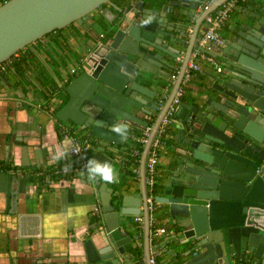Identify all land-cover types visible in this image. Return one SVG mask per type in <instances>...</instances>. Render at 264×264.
<instances>
[{"label":"water","instance_id":"1","mask_svg":"<svg viewBox=\"0 0 264 264\" xmlns=\"http://www.w3.org/2000/svg\"><path fill=\"white\" fill-rule=\"evenodd\" d=\"M226 1L206 7V0H143L127 6L113 0H6L0 5V65L71 25L75 35L86 34L74 51L83 59L79 73L66 86L57 83L66 103L54 118L90 136L94 159L112 164L109 153L117 154L133 138L129 133L121 141L110 133L114 122L127 121L134 132L150 128L138 162L139 193L113 195L106 184L96 183L95 233L79 241L71 264H139L133 262V239L121 226L126 217L140 215L143 264H151L149 200L170 218L167 242L186 248L172 252V264H264V0H248L222 44L209 51L200 46L203 21ZM102 30L107 36L100 40ZM194 50L222 71L205 73L208 82L192 104L175 108L167 164L150 193L146 160ZM5 73L0 80L10 87ZM27 155L23 146V168L30 166ZM35 160L37 168L43 166L40 156ZM23 179L22 173L0 170L6 213H13L19 188L14 184ZM8 264L70 263L43 255L22 263L11 258Z\"/></svg>","mask_w":264,"mask_h":264},{"label":"crops","instance_id":"2","mask_svg":"<svg viewBox=\"0 0 264 264\" xmlns=\"http://www.w3.org/2000/svg\"><path fill=\"white\" fill-rule=\"evenodd\" d=\"M140 1L143 0H132L130 4ZM1 2L2 0H0V5ZM115 3L118 6L127 5L120 0H116ZM244 4L239 5L230 14L219 31L222 38L229 26L234 24ZM72 32H77L76 28L75 31L66 28L62 33L63 37L67 36L71 47L55 48L45 40L44 45L36 46L38 55L28 60L34 66L28 72L30 74L27 73L18 78L16 75L9 74L6 75V79L10 83V87L4 82L0 84V162H7L8 165L15 167L16 173H22L25 176V179L14 184L15 188L19 187L18 197L10 211L15 213L17 210V214L5 212L6 198L0 194V264H8L11 258H16L19 263H22L43 255L53 256L58 258L59 262L71 264L73 257L80 252L78 251L79 241L92 238L95 233L94 225L97 218L94 216V208H100L96 183H105L83 179L81 175L77 174L74 177L68 176L59 182L48 178V171L55 168L63 159H72L69 154L72 137L66 134L72 127L68 124L62 126L63 139L58 141L55 132L56 120L51 113L56 104L48 107L54 98L58 97L57 100L60 101L59 95H61L54 89L51 81L55 84L59 82L61 74L69 65H72V60L77 57L74 51L87 38L84 33H82V37L76 36L79 40L73 36L69 37ZM100 33H104L106 36L104 30ZM77 34L80 35L81 32ZM31 46L33 47V45ZM203 47L209 51L214 48L213 45ZM40 49L43 52H39ZM179 60L181 61L182 58ZM198 65L200 71L193 74L186 89L187 98L182 101L188 105L192 104L202 83L208 82L205 73H216L215 69L203 59L199 60ZM171 75L176 76L175 72H172ZM163 102L162 100V105ZM156 115L157 113L149 118L152 123ZM74 131L81 135L84 134V132ZM129 133L133 137V131H129ZM131 140L129 139L124 147H118L117 154L109 153L114 159L111 165L116 169L119 178L117 183L106 184L107 188L113 190V195H118L115 186H120V191L125 195L131 196L139 193L138 169L132 171V174L137 176V185L133 182L135 178L131 182H125L120 177L124 167L121 158L126 147L132 143ZM171 145L172 140L158 153L157 177H160L165 170ZM23 146L28 148V160L24 159V162L28 161L30 164L28 168L21 166V148ZM35 156L42 158V167L35 166L37 162ZM35 171H39L43 176L40 173L38 176L32 175L31 173ZM154 206L157 207L158 212L164 211L159 205ZM162 216L161 225H170V218L164 214ZM125 219L121 226L124 236H130L128 232L132 231L129 228L132 222L140 224L142 234V215L129 216ZM136 219H140L141 222H136ZM152 220L151 218V223ZM170 231L168 229L167 236ZM130 237L133 239L132 245L134 246L135 259L133 262L143 264L142 253L141 256H138L136 249L141 238L138 234ZM173 251L176 254H181L186 251V248L183 245H177L176 242L169 244L167 251L164 253L161 250L159 254L162 264L173 263Z\"/></svg>","mask_w":264,"mask_h":264},{"label":"built area","instance_id":"3","mask_svg":"<svg viewBox=\"0 0 264 264\" xmlns=\"http://www.w3.org/2000/svg\"><path fill=\"white\" fill-rule=\"evenodd\" d=\"M213 0H206V3L204 7L209 5ZM248 0H228L221 6H219L214 12L209 14L208 16L205 17L203 21L204 25V34L203 37L200 41V46H205V45H213V46H220L222 44V37L219 34V31L221 28L224 26L226 21L228 20L230 14L234 12L239 5L246 3ZM104 33L99 34V39L102 40L104 39ZM43 43V42H42ZM41 43V44H42ZM30 49V48H29ZM26 49L20 51L22 52L21 54H25ZM20 52H18L16 55H14L11 59H9L7 62L4 64L0 65V73L4 72H10L12 71L11 66L15 60H19L21 57ZM33 52V51H32ZM200 59H203L208 65L212 66L216 73H221L222 71V66L214 64V61L211 57L204 55L201 53L199 50H194L191 55L190 62L187 64L186 71L181 83V86L178 88L176 95L173 99V102L171 106L168 109V112L166 114V117L163 119L160 128L157 131L156 137L152 143L151 150L149 152V155L146 160V185L148 191L151 193L153 186L156 183L155 179V174H156V166L158 162V153L157 149L161 144V137L164 135L165 129L168 125L172 124L174 120V115H175V108L179 106V104L182 101V98L185 94V89L184 87L188 84V82L192 78V74L195 72L200 71V66L197 64V61ZM77 66L78 67H71L69 70V73L66 71L61 74V78L59 80V83L61 85L66 86L70 80L75 77L79 73V67L81 64H83V59L81 60L80 58L78 59ZM180 61V60H179ZM175 77H173L174 79ZM54 103L59 102L58 100H55V98L52 100ZM51 101V102H52ZM55 109V108H53ZM150 128H147V131L144 134V139L143 143H145L146 138L148 136ZM90 141L88 139L86 140H80L79 138H73L72 137V147L70 149V156L77 160V167L75 169V173L77 175H81L83 179L87 177V173L84 169V165L88 158L86 157L85 153L86 151L90 150ZM149 203L151 205L152 209V201L149 200ZM99 214V208L95 207L94 208V216L97 217ZM136 222H141L140 219H136ZM167 234L166 230L164 228H159L155 230L153 233H150V239H151V264H157L156 263V258L159 256L161 253L160 248H158L156 245L155 247L154 244L152 243V236L159 238L163 237ZM238 264H251L249 262H239Z\"/></svg>","mask_w":264,"mask_h":264},{"label":"trees","instance_id":"4","mask_svg":"<svg viewBox=\"0 0 264 264\" xmlns=\"http://www.w3.org/2000/svg\"><path fill=\"white\" fill-rule=\"evenodd\" d=\"M5 1L6 0H2L1 5ZM113 1L115 2L116 0H113ZM131 1L132 0H120V2L126 3L127 5H130ZM144 1H147V0H144ZM69 27H71L70 29L75 31L74 25H71ZM62 33H63V30L55 31V32H53L51 34L54 37H56L58 41H59V39H62V40L68 39V38L63 37ZM82 33H83V31H82ZM46 36L42 39V41L46 39ZM37 43L39 45H41V41H38ZM51 43L54 44L55 47L59 45V43L56 42L54 39L51 40ZM34 49H36V46H34ZM33 55H35V54L32 52V50H30L29 48H26L24 56L21 59L15 60L13 62L12 66H11L12 71H10L8 73H5V74L6 75L12 74L13 76L16 75V77H21V76L27 74L34 67L33 64L28 61V60H30V58H32ZM198 63H199V61H197V64ZM28 74H30V73H28ZM192 77H193V74H192ZM51 83L53 84L55 90H57L58 92H63L62 89L58 88L57 84L53 83V81H51ZM0 84H3V82L1 80H0ZM187 87H188V84L184 87L185 93H186ZM186 98H187V94H184V96L182 98V101L185 100ZM65 103H66V99L63 100L61 102V104H59L55 109L51 110V113H52V115H54V117H55L56 113L65 105ZM55 120H56L55 132L57 134V139H58V141H62V139H63L62 135H64V133L62 131V126H65V124L61 123L57 119H55ZM152 124H153L152 121H150L149 126L151 127ZM66 134L67 135L69 134L73 138H79L80 140L88 139L90 141L91 149L86 151L85 155H86V157L88 159L94 158L95 149H94L93 143L91 142V138H90L89 135L78 134V133H76L74 131V129H71L70 132L66 133ZM172 134H173V126H172V124H170V125H168L166 127L164 135L161 137V141H160L161 144H160V146L157 149V153H159V151L162 148H164V146L169 144L170 137H171ZM144 137L145 136H144L143 133H140L139 131H135V132L133 131V138L131 140L132 143H130V145H128L126 147L125 152H124V154H123V156L121 158V161H122V163L124 165L123 170H122V172L120 174V177H121L122 181L131 182L135 178V181H133V182H135V184L137 185V179H136L137 176L133 175L132 171L138 169L139 157H140V154H141L143 146H144V143H143ZM72 159L71 158L70 159H63L60 163L57 164V166L55 168H52L50 171H48V178H50L51 180H55V181L59 182L60 180L66 179L68 176L74 177L75 174H76L75 173V169H76L78 163H77V160H75L74 158H72ZM66 165L70 166V170L68 172L64 171V168H65ZM0 170L1 171L10 170V171H14L15 172L16 169H15V167H12L10 165L6 166L5 163L0 162ZM39 173H40L39 171H35V172H32L31 174L38 176ZM45 178L46 177L44 176V179ZM159 178L160 177H157V173H156L155 174L156 183L153 186V191L155 190V188L157 186V182L159 181ZM44 179H42V180H44ZM86 179H88V178L86 177ZM97 181H99V180H97ZM120 188H121L120 186L119 187L115 186L116 192L119 193L120 190H121ZM153 195H155V194H153ZM151 218L153 219L152 223H151V232L152 233L155 230L159 229V228H165V230L167 229L166 232L168 231V229L170 231V229H171L170 225H161L160 219L163 218V216H162V214H160L158 212L157 207H155L154 205H153V210H152V213H151ZM129 228L132 229V231L128 232V234H130V236L134 237V235L138 234L140 236V238H141L140 239V244L136 248L137 249V255L141 256V253H142V247H141L142 234H141L140 224L132 222L129 225ZM167 237H168L167 235L165 237H159V238H156V237L152 236V243L154 245H157V247L160 248V250L162 249L164 251V253L167 251V246L174 242L173 240H170V241L167 242V240H166ZM156 263L157 264H162L161 256H158L156 258Z\"/></svg>","mask_w":264,"mask_h":264},{"label":"clouds","instance_id":"5","mask_svg":"<svg viewBox=\"0 0 264 264\" xmlns=\"http://www.w3.org/2000/svg\"><path fill=\"white\" fill-rule=\"evenodd\" d=\"M149 21L146 20L147 24ZM110 133L114 134L119 140L124 141L128 138L130 126L127 121H116L110 129ZM84 169L87 173V178L91 181H102L105 184H114L118 182V174L116 169L108 162H100L94 158H90L86 161ZM70 170V166L66 165L65 172Z\"/></svg>","mask_w":264,"mask_h":264},{"label":"rangeland","instance_id":"6","mask_svg":"<svg viewBox=\"0 0 264 264\" xmlns=\"http://www.w3.org/2000/svg\"><path fill=\"white\" fill-rule=\"evenodd\" d=\"M70 28H71V27H68L67 29H70ZM63 31H64V30H63ZM74 33H75V32H72V35H70L69 37L73 36V37H75L76 39H78L76 36H79V35H75ZM62 35H63V34H62ZM65 38H67V36H65ZM53 39H54L56 42L59 43L58 46L55 47L54 44L51 43V40H53ZM45 40H47L48 43L51 44V45H52L53 47H55V48H60V49H61V48L71 47V46H70L71 43L68 41V39H66V40L59 39V41H58L57 38L54 37L52 34H51V35H50V34L47 35ZM45 40H43V43L41 42V43H42L41 45H44ZM78 40H79V39H78ZM39 52H43L42 49H40ZM21 53H22V52H20V55H21V58H22L24 55H22ZM73 53H74V52H73ZM74 54H75V56H77V57H75L74 60H72V62H71L72 65H69V67H67V69H65V71H66L67 73H69V70H70L71 67H78V66H77V63H78V61H79L78 59L80 58L81 55H77L76 53H74ZM33 57L35 58L36 55H33L32 58H33ZM17 78H18V77H17ZM59 93L61 94V95H59V98L65 100L66 97L64 96V92H59Z\"/></svg>","mask_w":264,"mask_h":264},{"label":"flooded vegetation","instance_id":"7","mask_svg":"<svg viewBox=\"0 0 264 264\" xmlns=\"http://www.w3.org/2000/svg\"><path fill=\"white\" fill-rule=\"evenodd\" d=\"M41 42H43V41L41 40ZM37 45H38V43H35V44H33V47L32 46L31 47L34 49V46H37ZM31 47H27V48H31ZM35 50H37V48ZM59 100L62 101L61 99H59Z\"/></svg>","mask_w":264,"mask_h":264}]
</instances>
